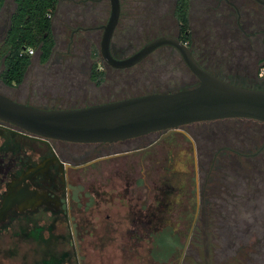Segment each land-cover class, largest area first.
Segmentation results:
<instances>
[{
    "label": "rangeland",
    "instance_id": "rangeland-1",
    "mask_svg": "<svg viewBox=\"0 0 264 264\" xmlns=\"http://www.w3.org/2000/svg\"><path fill=\"white\" fill-rule=\"evenodd\" d=\"M150 1L122 0V27L116 32L113 43L119 57L125 59L136 53L155 35L178 32V26L172 20L173 0L158 7L156 13L151 10ZM98 3L103 14L91 10L95 14L92 21L89 17L85 21L76 8L72 10L76 14L70 19H55L53 34L56 45L51 58L42 62L36 51L21 96L1 83L0 93L38 108L67 109L154 92H176L197 83V78L184 67L183 62L180 64L178 61L177 67L174 65V60L167 55L170 51L166 49L155 52L141 64L123 72L105 69L100 53L103 29L97 34L95 29L84 30L89 25L96 28L107 23L110 1ZM194 3L190 15L191 45L205 67L242 84L249 83L256 73L258 78L262 74L261 83L264 84V47L259 44L255 48L245 47L241 43L236 49L233 45L237 41L240 43L242 38L235 35L226 7H219L212 0H204L203 5L201 0L200 5L197 0ZM245 3L247 6L241 5L240 10L248 17L247 30L252 32L254 27L264 31V9L251 0ZM232 38L236 39L233 44ZM234 50L242 54L243 58L239 57L241 61L236 58L232 61ZM256 55L262 57V63L247 62L248 57L255 60ZM86 60L89 63H83ZM89 64L101 68L104 77L90 78L89 70L82 69ZM184 129L188 137L178 133L168 136L170 140H164V136L154 134L152 141L157 138H164V141L151 150L107 162L99 161L83 172L90 175L84 183L85 191L90 186L99 189L103 184L110 189L117 184V177L123 179L125 205L116 209L113 205L101 204L103 213L84 219L87 223L85 230L82 229L76 238L85 264H264V256H256L255 260L251 257L253 251L257 252L264 246V240H261L264 236V123L232 118L192 123ZM147 143L149 141L141 143L136 140L129 145L136 148ZM170 145L175 147V152L168 154ZM85 147H99L97 151L104 149V146ZM75 149L80 148L73 147ZM248 164L252 166L251 172ZM107 167L112 168V174H118L115 171L118 168L120 174L116 177L102 174ZM133 180L136 181V194L133 202H129L125 189ZM166 184H171L173 196L158 202L155 217H137L130 212L129 204L137 205L138 201H146L148 206L153 204L154 195L159 191L157 188L165 189ZM232 193H235L236 200ZM86 201V198L82 199L83 203ZM112 209L116 214L107 218L106 214H114ZM43 220L45 225L52 221L46 217ZM235 226L247 247L241 249L238 263L233 262L236 255ZM193 235H196L195 240ZM15 244L22 250L11 254V262L29 263L33 255L32 243ZM135 246L137 250L133 251Z\"/></svg>",
    "mask_w": 264,
    "mask_h": 264
},
{
    "label": "flooded vegetation",
    "instance_id": "flooded-vegetation-1",
    "mask_svg": "<svg viewBox=\"0 0 264 264\" xmlns=\"http://www.w3.org/2000/svg\"><path fill=\"white\" fill-rule=\"evenodd\" d=\"M99 1L100 0H94L87 9L88 17L89 20L91 18V21L95 16V14L91 13V10H96L97 14L99 15L103 14V12H101V5L98 3ZM170 1L171 0H152V2L150 1L151 10L156 13L158 7H161L162 4L166 5ZM195 1L196 0H173L172 4L174 11L172 20L173 23L175 22V24L178 26V32L176 34H168L162 36L155 35L156 37L154 39L164 36H170L179 39L180 42L186 44L190 48L197 63L205 70L212 73L210 69L205 67L203 61L197 57L196 51L191 45V42H184V36L182 35L180 29L181 23L176 17V11L178 10L179 3H181V7L187 9V15L190 21V15L192 7L195 5ZM212 1L219 7H226L225 9L228 11L227 16L230 19L228 20L230 21L231 25L237 28V30L238 27L247 26L248 17L240 10L241 5H243L244 7L247 6V4L245 3L246 0ZM251 1L264 9V0ZM197 3L198 5H200V0H197ZM201 3L203 5L204 0H201ZM12 5H14L13 10H11ZM0 9V83L5 88H9L15 94L21 96L23 92L22 86L26 80L28 68L20 84L7 86L1 80V74L4 70L5 60L7 57V54H2V49L8 30L10 28L11 17L16 9L15 0H0ZM89 14H91V16H89ZM88 17H86L85 21L88 20ZM121 23L122 0L119 24L116 28L111 42L112 55L117 59H123V57L121 58L119 57V55H117L113 44L116 32H118L119 27H122ZM90 26L91 25L86 27L84 30L89 32L90 30L95 29L98 31L95 32V34L99 33L101 29H103L104 31V26H97L96 28H91ZM237 30H235V35L237 37H241L238 35ZM164 49L170 51L167 53V55L174 60V65H176V67L179 62L180 64L183 62L182 64L184 65V67L189 70L179 51L171 45H164L158 48L142 62L147 60L155 52L162 51ZM132 55L133 54H131L130 56ZM89 57L90 56H88L87 59H90ZM239 57L243 58L242 54L238 50H234L233 53H231L232 61H238ZM244 59L247 60V56H244ZM142 62H140L139 64H141ZM247 62L253 63L255 62V60L252 57H248ZM83 63L87 64L89 63V61L86 60V62ZM89 65V67H84L82 69L89 70V73L91 75L89 76L90 78H93L95 74H98V78L104 77V72H101V68L95 67L93 66V64ZM105 65V69H108L109 71L119 70L123 72L127 70L115 69L110 67L106 63ZM67 69L69 68L67 67ZM212 74L214 75V73ZM253 78H255V80ZM253 78L250 80H254V82L263 81L262 74L261 78H258V73H256V75H253ZM226 81L233 82L234 84L239 86L247 85L240 82L237 83L236 81L232 80ZM197 84L198 80L194 86H196ZM252 87L264 88V85H252ZM7 97L18 103L24 104L18 99H15L11 96ZM87 106L91 105H86L84 107ZM186 126L187 125L181 126L178 129L172 131H155L140 137L115 143H76L45 139L36 135L29 134L19 127L0 120V264H13V262H11V254L15 253V250H22L17 248L18 244H15V242L20 243L19 245L32 243V245L34 246L31 250L33 252L31 260L29 261V263L25 262L22 264H85V258L83 257L84 254L82 252V249L79 248L80 243L76 238V235L80 234L82 229L85 230L84 226L87 223L84 222V219L86 221V219L93 218L96 214L103 213L101 211V204L113 205V207L116 209H118V206L125 205L124 197L122 196L124 183L123 179L121 180L117 177V184L111 186L110 189H108V187L103 184L99 186V189L90 186V189L85 191L84 183L86 182V179H89L90 175H85L83 174V172L87 170V167L93 166L99 161L107 162L110 159H114L117 157L151 150L154 145L161 142L164 138V140H170L171 138H169L168 136L171 137L172 135L182 133L181 136L183 135L184 137H188L189 135L184 129ZM169 133L170 135L166 136V134ZM154 134H156L157 137L164 136V138L162 140H160L161 138H157L156 140L152 141V136ZM136 140H140L141 143L149 141V143H147L146 146H140L136 148L129 145L132 141ZM124 144H126L128 147H119L123 146ZM89 145L104 146V149L103 151H97V148L99 147H95L93 149H88L85 147ZM73 147H79L80 149L73 150ZM174 149L175 147L173 145L168 146V154L175 152ZM251 167L252 166L248 164L249 172L252 171ZM115 171L118 174H112V168L107 167L106 170H102V174L109 173L111 174V176L114 175L116 177L120 174L121 170H118L117 168V170ZM99 177H101V175ZM113 181L114 180H112L111 182L113 183ZM164 186L165 189L160 186L157 188V190L159 191L156 190L157 192L154 195L153 204L151 203V205L148 206L146 201H138L137 205L129 204L130 212L133 214L135 213L137 217H155L157 214L156 205L158 204V202H164L168 197L173 196L171 184H166ZM134 187H136L135 180L130 181V184L127 183L125 193L129 196L126 197L128 198L129 202L130 200L133 202L132 198L135 197L134 195L136 193ZM231 196L236 200L235 193H232ZM150 197L148 201H150ZM84 198H86L87 201L83 203L82 199ZM87 208H89V210ZM115 212L116 211L112 209L111 213L114 214L108 213L106 214V217L111 218L116 214ZM45 217L52 220L50 221L51 223L48 221V225L44 224L43 218ZM234 231H237L236 226L234 227ZM89 234H92V232H89ZM242 240V234L238 231L234 232V249H236V255L233 258V262L235 263H238L241 259V256L239 254L241 252V249L243 248L244 250L245 248H247L246 244H244ZM261 240H264V236ZM187 246L188 241L185 244V248H187ZM240 246L241 248H239ZM134 248H132V250L136 251L137 246H135ZM185 248L184 250L186 251ZM185 251H183L184 254ZM183 253L181 255L182 259L184 257ZM252 256L254 257V260L257 257L264 256V246H262V248L257 252L253 251L251 257ZM251 257L249 261L251 260Z\"/></svg>",
    "mask_w": 264,
    "mask_h": 264
},
{
    "label": "water",
    "instance_id": "water-1",
    "mask_svg": "<svg viewBox=\"0 0 264 264\" xmlns=\"http://www.w3.org/2000/svg\"><path fill=\"white\" fill-rule=\"evenodd\" d=\"M109 1L110 16L100 43L107 65L127 69L158 48L171 45L179 51L198 84L176 92L150 93L74 109L38 108L0 94L1 121L45 139L76 143H115L192 123L232 118L264 123V89L239 86L213 75L175 37L156 38L126 59L115 58L111 42L121 16V0Z\"/></svg>",
    "mask_w": 264,
    "mask_h": 264
},
{
    "label": "trees",
    "instance_id": "trees-1",
    "mask_svg": "<svg viewBox=\"0 0 264 264\" xmlns=\"http://www.w3.org/2000/svg\"><path fill=\"white\" fill-rule=\"evenodd\" d=\"M15 2L16 9L11 17L10 28L2 49V54H7V57L4 70L1 74V80L7 86L20 84L27 68L32 64L33 56L28 55L25 50L33 48L40 53L41 61L46 62L51 58L56 45L55 35L53 34L52 17L57 11L59 0H15ZM180 4L181 3H179L178 10L176 11V17L181 23L180 29L184 36V42H191L190 21L187 15L188 11L186 8H182ZM234 30H237V28L234 27ZM249 30H247V26L238 27V35L241 36L240 38H242V40L240 43L237 41V43L233 45L236 49L241 43L243 46L249 45V47L253 48L258 44L264 47V31L254 27L251 29L252 32H249ZM235 40L232 38V44L235 43ZM241 49L244 48L242 47ZM255 61L262 63L263 60L262 57L256 55ZM95 67L98 66L95 65ZM214 75L223 80H228L221 77L219 74L214 73ZM97 77L98 74H95L94 78ZM261 82L263 81L254 82V80H251L249 81L250 85L247 83V85L240 86L264 89L252 87V85H261ZM230 83L234 84L233 82ZM196 235H193L194 240Z\"/></svg>",
    "mask_w": 264,
    "mask_h": 264
},
{
    "label": "crops",
    "instance_id": "crops-1",
    "mask_svg": "<svg viewBox=\"0 0 264 264\" xmlns=\"http://www.w3.org/2000/svg\"><path fill=\"white\" fill-rule=\"evenodd\" d=\"M94 0H59L57 11L52 17V24L54 29L55 19L64 18L66 20L67 18L70 19L72 16H74L73 11L76 8L79 12H81V15L84 17V20H86V17H88L87 9L89 5L92 4ZM73 10V11H72Z\"/></svg>",
    "mask_w": 264,
    "mask_h": 264
},
{
    "label": "built area",
    "instance_id": "built-area-1",
    "mask_svg": "<svg viewBox=\"0 0 264 264\" xmlns=\"http://www.w3.org/2000/svg\"><path fill=\"white\" fill-rule=\"evenodd\" d=\"M25 52L30 56L35 55V50L33 48H28L27 50H25Z\"/></svg>",
    "mask_w": 264,
    "mask_h": 264
}]
</instances>
